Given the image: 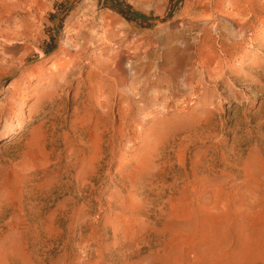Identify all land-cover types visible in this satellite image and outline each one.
I'll return each mask as SVG.
<instances>
[{
    "label": "rangeland",
    "instance_id": "374dc122",
    "mask_svg": "<svg viewBox=\"0 0 264 264\" xmlns=\"http://www.w3.org/2000/svg\"><path fill=\"white\" fill-rule=\"evenodd\" d=\"M119 1L0 0V264H264V0Z\"/></svg>",
    "mask_w": 264,
    "mask_h": 264
},
{
    "label": "trees",
    "instance_id": "16d2710c",
    "mask_svg": "<svg viewBox=\"0 0 264 264\" xmlns=\"http://www.w3.org/2000/svg\"><path fill=\"white\" fill-rule=\"evenodd\" d=\"M110 4L112 5V7L116 8L117 10H119V12L121 14H123L126 18L128 19H133L136 21H141L144 22L147 25L151 24V17H149L148 15L137 11V10H133L131 9L129 6H124L123 3L119 0H109ZM54 42V41H53ZM55 43L52 44V50L55 48Z\"/></svg>",
    "mask_w": 264,
    "mask_h": 264
},
{
    "label": "bare ground",
    "instance_id": "6f19581e",
    "mask_svg": "<svg viewBox=\"0 0 264 264\" xmlns=\"http://www.w3.org/2000/svg\"><path fill=\"white\" fill-rule=\"evenodd\" d=\"M75 33H76V32H75ZM249 44H250V43H249ZM79 51H80V50H79ZM62 54H63V53H62ZM62 54H61V55H62ZM63 55H64V54H63ZM120 72H121V71H120ZM40 75H41V74H40Z\"/></svg>",
    "mask_w": 264,
    "mask_h": 264
}]
</instances>
